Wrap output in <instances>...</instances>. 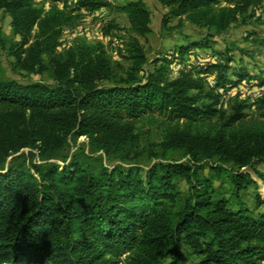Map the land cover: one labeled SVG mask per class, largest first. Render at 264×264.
<instances>
[{
    "label": "trees",
    "instance_id": "16d2710c",
    "mask_svg": "<svg viewBox=\"0 0 264 264\" xmlns=\"http://www.w3.org/2000/svg\"><path fill=\"white\" fill-rule=\"evenodd\" d=\"M122 1L130 35L116 75L100 42L58 50L77 11L109 0H0L12 35L0 30V264H263L264 71L241 57L232 66L233 51L245 54L236 44L213 45L232 24H264V0H157L164 35L186 23L204 34L150 62L139 41L150 13ZM194 49L210 54L187 64ZM1 52L18 75L49 82L4 77ZM239 85L247 97L224 108ZM253 87L262 94L251 102ZM138 122L161 128L153 147L140 148ZM79 138L119 163L63 154ZM216 179L228 181L227 196Z\"/></svg>",
    "mask_w": 264,
    "mask_h": 264
},
{
    "label": "rangeland",
    "instance_id": "374dc122",
    "mask_svg": "<svg viewBox=\"0 0 264 264\" xmlns=\"http://www.w3.org/2000/svg\"><path fill=\"white\" fill-rule=\"evenodd\" d=\"M142 1L150 13L151 32L145 38H139V41L143 45L148 62L157 57L166 55L169 56L175 45L183 43L186 39H198L203 36L204 30L196 28L188 23H186L181 28L180 32L176 30L173 31L172 35L170 36L164 35L160 29V20L165 10L157 0ZM35 2L38 3L39 0H35ZM109 2V6L96 10L91 11L81 9L77 11V17L63 30L60 39L61 45L59 46L58 50L63 51L64 48L80 37H84L90 42H100L104 45L108 52L109 62L114 70V73L116 75H120L121 71L119 66L126 64L122 58V54L124 44L127 40V37L130 35V32L128 30V23L125 14L116 8L117 6L122 5L123 1L109 0ZM45 8H47V4H45ZM263 12L264 6L262 8L261 18H264ZM258 13L261 14V10H259ZM9 23V17L4 13H0V30L4 35L12 37ZM175 23L176 20L174 19L170 24L174 25ZM230 43L236 44L245 50V54H239L238 51H233L235 59L232 63V66L235 65L241 57L250 72L256 73L259 69L264 71L263 23L258 22V20L253 18L245 24H232L223 36L216 39L213 48L215 50H223L224 46L229 45ZM208 54H210V49H194L193 53L188 56L187 64L192 65L198 64V62H203L205 59H207ZM149 68L150 65L145 66V69ZM170 68L172 73H175L177 69L180 68L178 61L174 60ZM1 71L4 77L18 79L22 82H49L46 75H31L25 77L18 75L14 70L11 69L9 65V59H7L3 52H1ZM245 88L246 86L243 85H239L235 88H228V91L222 97L223 107L225 108L227 106L228 102L235 96L236 93L242 92L239 97L246 98L247 92H244ZM256 91V87H253L251 93L248 96L251 102L253 99H255V97L262 94L261 91L259 94ZM220 92L224 93L222 90ZM136 125L137 127L135 132L139 136L140 148L146 145L149 146L150 144V146L153 147L154 144L160 141L162 130L158 125H150L142 122H138ZM77 151L95 157L99 163H102L106 166L119 163V161L116 159H107L99 152H92L83 138H79L74 145L72 143L69 144L63 154L71 155ZM22 152L24 156L29 157L27 149H24ZM145 163H147V161L143 160V166H145ZM257 168L261 171H264L263 164H259ZM255 180L259 184V191L263 192V186L260 184L257 178H255ZM214 186H222L223 188H221V190L225 192L226 196L229 194L230 187L226 179L224 183H220V180L216 179L214 181ZM179 188L182 191V194H184L186 190V184L184 182H180ZM252 192L253 190L251 189L246 195L242 197L243 201L248 206H251L253 203L251 198ZM194 262L195 261L193 259L187 258L184 264H194ZM161 264H165V262H162Z\"/></svg>",
    "mask_w": 264,
    "mask_h": 264
},
{
    "label": "built area",
    "instance_id": "2783aa9c",
    "mask_svg": "<svg viewBox=\"0 0 264 264\" xmlns=\"http://www.w3.org/2000/svg\"><path fill=\"white\" fill-rule=\"evenodd\" d=\"M207 81H208L209 84H212V79H211V78H208ZM256 92H257L258 94L260 93L259 90H257ZM258 96H259V95H258Z\"/></svg>",
    "mask_w": 264,
    "mask_h": 264
}]
</instances>
